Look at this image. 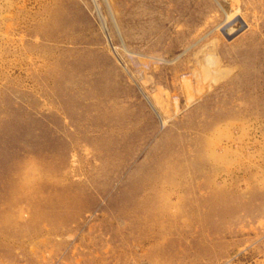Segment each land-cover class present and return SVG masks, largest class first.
<instances>
[{
  "label": "rangeland",
  "instance_id": "obj_1",
  "mask_svg": "<svg viewBox=\"0 0 264 264\" xmlns=\"http://www.w3.org/2000/svg\"><path fill=\"white\" fill-rule=\"evenodd\" d=\"M0 264H264V0H0Z\"/></svg>",
  "mask_w": 264,
  "mask_h": 264
},
{
  "label": "bare ground",
  "instance_id": "obj_2",
  "mask_svg": "<svg viewBox=\"0 0 264 264\" xmlns=\"http://www.w3.org/2000/svg\"><path fill=\"white\" fill-rule=\"evenodd\" d=\"M230 31H232V30H231V29L228 30L227 33H229ZM91 101H92V100H91ZM192 121H193V120H192ZM199 124H201V123H199ZM204 125H205V124H204ZM202 126H203V125H202ZM183 128H184V127H183ZM205 128H206V127H205ZM206 129H207V128H206ZM206 129H205V130H206ZM172 130H173V129H172ZM198 132H199V131H198ZM203 132H205V131H203ZM206 132H207V131H206ZM184 133H185V132H184ZM202 134H203V133H202ZM186 136H187V135H186ZM209 137H210V136H209ZM187 138H188V137H187ZM179 142H180V141H179ZM179 142H178V143H179ZM181 144H182V143H181ZM196 150H198V149H196ZM199 150H200V149H199ZM199 150H198V151H199ZM198 151H197V152H198ZM193 152H194V150H193ZM195 152H196V151H195ZM195 152H194V153H195ZM202 152H203V151H202ZM202 152H201V153H202ZM194 153H193V154H194ZM205 153H206V152H205ZM183 154H184V153H183ZM194 155H195V154H194ZM200 155H202V154H200ZM191 156H192V154H191ZM191 156H190V157H191ZM213 156H214V155H213ZM204 157H207V156H204ZM209 157H211V156L209 155ZM192 158H193V156H192ZM171 159H172V158H171ZM190 159H191V158H190ZM194 159H195V158H194ZM202 159H203V158H202ZM202 159H201V160H202ZM203 160H204V159H203ZM193 161H194V160H193ZM201 163H202V162H201ZM201 163H200V164H201ZM206 163H207V160H206ZM173 165H174V164H173ZM192 165H193V164H192ZM197 165H198V164H197ZM202 165H204V164H202ZM193 166H194V165H193ZM193 166H192V167H193ZM198 166H199V165H198ZM196 167H197V166H196ZM202 167H203V166H202ZM204 167H205V166H204ZM213 167H214V166H213ZM220 167H222V166H220ZM171 168H172V167H171ZM205 168H206V167H205ZM199 169H200V168H199ZM203 169H204V168H203ZM206 169H207V168H206ZM200 171H201V170H200ZM213 171H214V170H213ZM186 172H187V171H186ZM197 172H199V171L197 170ZM187 173H188V172H187ZM202 175H203V173H202ZM39 198H40V197H39ZM8 219H9V218H8ZM11 220H12V219H11ZM15 252H16V251H15Z\"/></svg>",
  "mask_w": 264,
  "mask_h": 264
}]
</instances>
